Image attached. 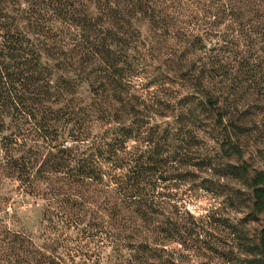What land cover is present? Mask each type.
I'll return each mask as SVG.
<instances>
[{"label":"trees","instance_id":"1","mask_svg":"<svg viewBox=\"0 0 264 264\" xmlns=\"http://www.w3.org/2000/svg\"><path fill=\"white\" fill-rule=\"evenodd\" d=\"M155 4L0 0L3 166L22 185L48 182L50 197L41 244L4 232L0 264H99L91 243L110 248L107 264H188L168 247L221 254L208 239L213 223L229 231L238 254L229 261L264 264V232L252 242L227 218L197 222L161 193L180 180L178 168L213 166L196 158L201 134H212L218 173L243 183L248 217L264 215V171L243 160L253 148L264 162V0H158V12ZM139 19L160 44H179L181 60L195 56L182 78L193 94L171 121L158 122L167 108L135 92ZM53 68L74 78L54 80ZM79 85L86 103L75 100ZM29 142L47 150L41 164Z\"/></svg>","mask_w":264,"mask_h":264},{"label":"rangeland","instance_id":"2","mask_svg":"<svg viewBox=\"0 0 264 264\" xmlns=\"http://www.w3.org/2000/svg\"><path fill=\"white\" fill-rule=\"evenodd\" d=\"M155 9L158 12V0ZM55 28H62L55 24ZM133 28L140 33V42L137 46V54L130 52L139 59L138 78L134 79L135 92L143 97L154 98L158 104L167 108L164 110L165 117H159L158 122L171 121L173 109L179 105L180 101L193 94L192 87L185 82L183 74L190 68V60H195V56H185L186 62L182 59V47L173 41L167 44L158 42V30L151 29L147 21L139 19L134 22ZM53 65V63H50ZM74 78L69 71H61L53 68V79ZM75 100L88 102L90 95L87 87L79 85L76 89ZM169 106V107H167ZM179 107V106H178ZM95 132V131H94ZM97 132V131H96ZM8 135L5 131L0 133V241L4 232L18 233L30 238L36 245L42 242L44 223L43 213L47 209L48 182L40 180L31 186L22 185L3 166V153L1 150V138ZM202 141L196 153L197 160L205 159L211 162V168L182 167L174 171V174L182 175L180 180H172L161 186V193L184 212H188L198 222H207V216L214 218H227L240 228L249 241L257 242L262 232H264V215H259L256 219L248 217L247 190L241 181L231 177L221 176L217 167L219 164V150L215 137L201 134ZM40 142H29L28 146L40 147ZM36 150V149H35ZM47 150L39 148V162L47 159ZM243 160L252 168L264 171V162L260 160L254 149H249ZM225 162V161H224ZM230 163L237 164L235 160ZM61 185V184H59ZM209 227V240L214 244L217 252L221 255L207 254L203 257H194L179 245L173 244L168 250L174 252L177 260L189 261L188 264H240L229 261L230 257L237 256L236 249L231 247L226 240L227 232L222 228ZM217 228V229H216ZM73 236V233L71 234ZM80 245V244H79ZM100 245V244H98ZM96 243L88 245L90 253H93L92 260L99 258V264H107V258L112 257L110 248L97 250ZM85 250V249H84ZM3 245L0 242V260L2 259ZM98 255V256H97ZM240 258V256H239ZM76 264H90L84 259H76Z\"/></svg>","mask_w":264,"mask_h":264}]
</instances>
